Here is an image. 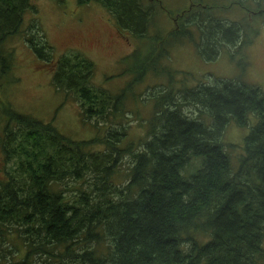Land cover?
Masks as SVG:
<instances>
[{
    "label": "trees",
    "instance_id": "1",
    "mask_svg": "<svg viewBox=\"0 0 264 264\" xmlns=\"http://www.w3.org/2000/svg\"><path fill=\"white\" fill-rule=\"evenodd\" d=\"M93 2L136 37H144L160 11L175 22L153 42L149 61L136 51L123 58L125 64L135 59L125 68L130 75L135 71L131 85L142 81L148 64L168 56L163 47L169 39L197 37L201 58L210 62L225 47L251 42L256 32L244 24L251 6L264 23L260 0H210L226 12L239 9L244 16L238 20L210 14L202 0L175 14L162 10L161 0H77ZM32 12H37L33 0H0V82L13 54L5 40L17 35ZM190 17L200 20L193 24L194 36ZM37 26L28 25L23 39L39 67L52 72L54 88L76 101L84 122L102 120L109 129L119 121V127L75 141L0 102V264H264L263 90L232 80L200 82L185 88L188 100L182 103L163 92L165 100L145 126L149 138L142 136L143 149L133 153L121 144L125 92L94 89L93 61L56 56ZM185 108L194 111L185 114ZM203 113L210 123L201 119ZM251 117L255 124L233 160L229 149L235 145L225 142L224 131L231 124L247 127ZM125 156L130 157L125 179L116 184Z\"/></svg>",
    "mask_w": 264,
    "mask_h": 264
},
{
    "label": "rangeland",
    "instance_id": "2",
    "mask_svg": "<svg viewBox=\"0 0 264 264\" xmlns=\"http://www.w3.org/2000/svg\"><path fill=\"white\" fill-rule=\"evenodd\" d=\"M192 1L196 0H161L162 10L175 14L184 8H191ZM202 1H207L206 6H211L208 8L211 9L208 10L209 13H217L218 18L238 20L244 16L239 9L226 12L220 4L214 6L210 0ZM33 2L37 12L26 14L22 26L16 32L17 35L5 40L6 48L12 50L14 55L12 54L10 59L9 74L0 82V102L18 112L29 114L42 124L52 125L64 138L89 141L99 134L103 136L107 130L114 131L119 127V121H115L108 129L107 124H102V120L99 125H96L94 120H82L76 101L66 92L54 88L52 72L45 67H39L33 52L24 41L28 25H39L46 40L54 47L56 56L80 55L92 60L95 65L92 82L94 89L102 88L113 95L125 92L123 98L126 100L127 110L120 109V113L124 117L122 125L127 129L121 144L130 146L133 153L143 149L142 136L149 138L145 126L149 124V117L155 112L154 107L165 100V97L160 96L163 92L174 94L182 103L188 100H183L186 97V89L200 82L215 80H232L245 86L259 87L264 92V23L252 15L254 5L250 7L248 23H244L256 32L250 43L235 48L225 47L216 59L208 62L203 60L198 52L197 37L189 41L169 39L163 47L168 56L164 58L160 55L155 59L156 68L154 64H148L150 70L145 73L142 81L131 85L135 71L130 75L125 68L134 64L135 59L131 57L132 62L125 64L123 58L136 51L142 58L146 56V61H149L153 54H149L153 42L165 36L174 26V21H171L164 11L158 13L155 22L151 21L144 37H136L128 30H120L115 17L97 3L79 5L77 0H64L62 3L56 0ZM73 17L79 20L71 19ZM190 20L194 36L197 30L193 24H198L200 20L194 21V17H190ZM27 33L29 34V31ZM160 68H163V71ZM192 111V108H185L184 113L191 114ZM201 119H205L207 123L211 122L205 113L201 114ZM3 121L4 118L0 115V134L4 126ZM254 124L255 117H251L245 128L231 124L225 129V142L236 146L229 149L233 160L239 156L240 149L243 150L244 138ZM100 148L102 147L99 146L98 149ZM123 161L125 164L118 168L116 184L125 179L126 165H129L130 157L125 156ZM198 163L195 161L192 167ZM0 166H4L1 154ZM1 178H4V169H0Z\"/></svg>",
    "mask_w": 264,
    "mask_h": 264
}]
</instances>
